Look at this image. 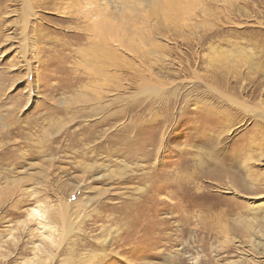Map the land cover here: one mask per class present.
Masks as SVG:
<instances>
[{"label":"rangeland","instance_id":"obj_1","mask_svg":"<svg viewBox=\"0 0 264 264\" xmlns=\"http://www.w3.org/2000/svg\"><path fill=\"white\" fill-rule=\"evenodd\" d=\"M163 1L0 0V264H264V0Z\"/></svg>","mask_w":264,"mask_h":264},{"label":"bare ground","instance_id":"obj_2","mask_svg":"<svg viewBox=\"0 0 264 264\" xmlns=\"http://www.w3.org/2000/svg\"><path fill=\"white\" fill-rule=\"evenodd\" d=\"M160 9L164 12H170L172 10H177V6L179 5V0H164L161 4ZM26 9V8H25ZM99 29H102V25H98ZM100 31L96 32L99 33ZM102 34V33H101ZM100 34V37H102V39H104L105 37L103 35ZM99 35V34H98ZM98 37V36H97ZM101 39V38H100ZM173 181V180H172Z\"/></svg>","mask_w":264,"mask_h":264}]
</instances>
